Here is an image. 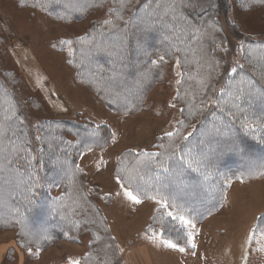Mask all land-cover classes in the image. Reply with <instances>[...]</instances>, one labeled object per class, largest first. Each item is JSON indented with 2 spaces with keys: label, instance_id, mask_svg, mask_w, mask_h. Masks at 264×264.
<instances>
[{
  "label": "trees",
  "instance_id": "obj_1",
  "mask_svg": "<svg viewBox=\"0 0 264 264\" xmlns=\"http://www.w3.org/2000/svg\"><path fill=\"white\" fill-rule=\"evenodd\" d=\"M20 1L65 21L80 20L112 4L109 20L95 22L67 48L81 81L112 112L138 111L161 81L167 61L176 58L181 74L177 99L184 117L180 131L169 136L178 139L159 142L152 152L122 156L116 174L139 198L164 199L166 206L158 207L147 228H158L165 238L192 250L180 216L202 221L224 205L232 180L264 177V102L263 106L243 104L249 98H264V40L248 38L242 46L244 63L233 67L224 56L225 48L219 52L210 38L209 12L195 16L191 0H179L180 5L172 0ZM165 10L169 14L163 17ZM171 14L179 16L172 21ZM146 17L152 23L135 24ZM184 27L188 33L178 34ZM112 37L119 42L111 43ZM197 37L200 42L194 41ZM135 49L140 51L137 58ZM3 77L0 74V98L6 102H0V126L12 121L15 127L0 137V143L7 144L0 156L4 183L0 200L5 205L0 228L17 229L18 242L30 241L43 248L73 238L79 231L88 232L91 240L78 264H124L99 201L93 198L96 194L86 188L75 164L82 150L107 144L108 130L77 119H44L30 125L9 80ZM225 128L229 135L219 133ZM211 146L214 151L206 157ZM58 159L64 162L63 171L51 168ZM179 178L183 183L176 187L173 181ZM55 187L61 193L53 196L49 190ZM260 219L263 227L264 215Z\"/></svg>",
  "mask_w": 264,
  "mask_h": 264
},
{
  "label": "rangeland",
  "instance_id": "obj_2",
  "mask_svg": "<svg viewBox=\"0 0 264 264\" xmlns=\"http://www.w3.org/2000/svg\"><path fill=\"white\" fill-rule=\"evenodd\" d=\"M172 3L180 5L179 0ZM111 7L109 2L85 18L65 21L33 4L0 0V74L10 81L8 86L16 93L26 121L35 125L44 119H77L108 130L107 144L90 148L91 151L82 150L75 164L85 177L86 188L96 194L93 198L99 201L124 264H130L132 250L144 246L152 252L153 264H264V226L260 219L264 215V177L232 180L224 205L202 221L190 222L186 215L180 216L184 218L179 220L187 228L191 246L195 245L192 250L165 238L158 228H147L158 207L166 206L164 199L155 196L141 199L121 178L117 180L120 176L116 168L122 156L132 158V155L156 150L159 142H176L178 138L171 139L168 133L180 131L184 111L177 99L181 74L176 58L167 61L161 81L154 84L142 107L132 113L110 111L91 86L81 81L76 67L69 62V43L84 35L95 22L109 20ZM164 12L163 17L169 14ZM208 12L212 18L208 25L210 38L219 52L225 48L224 56L231 60V66L244 63L242 46L248 38L264 40V4L196 0L193 14ZM178 16L171 14L172 21ZM149 23H152L149 17L135 22L140 26ZM177 32L186 35L188 29L184 27ZM194 41L200 42L199 37ZM110 42L119 40L112 37ZM133 53L137 58L140 51L135 49ZM113 84L115 87V80ZM1 101L6 102L3 97ZM250 102L263 106L264 98H249L243 104ZM10 122L0 126V137L5 131L12 132L15 126ZM222 131L219 133L224 136L229 133L226 128ZM67 138L74 141L71 135ZM6 147V143H0V156ZM212 151L211 146L206 157ZM51 166L56 171L65 168L59 159ZM176 180L173 185L180 187L181 178ZM2 184L0 181V188H4ZM126 190L140 202L125 196ZM49 191L53 196L61 193L58 187ZM3 201L0 200V211L5 207ZM80 232L74 235L76 240L74 237L61 239L43 248L30 241H23L24 245L18 242L17 229L0 228V264H71L73 260L79 263L91 240L88 232ZM164 241H172L177 247H168Z\"/></svg>",
  "mask_w": 264,
  "mask_h": 264
},
{
  "label": "crops",
  "instance_id": "obj_3",
  "mask_svg": "<svg viewBox=\"0 0 264 264\" xmlns=\"http://www.w3.org/2000/svg\"><path fill=\"white\" fill-rule=\"evenodd\" d=\"M152 252H149V249L144 247H139L132 250L129 259L130 264H153L150 259Z\"/></svg>",
  "mask_w": 264,
  "mask_h": 264
},
{
  "label": "snow or ice",
  "instance_id": "obj_4",
  "mask_svg": "<svg viewBox=\"0 0 264 264\" xmlns=\"http://www.w3.org/2000/svg\"><path fill=\"white\" fill-rule=\"evenodd\" d=\"M253 2H261V3H264V0H253ZM190 6H193V7L196 6V0H191ZM161 59H163V58L161 57ZM239 98L240 97L237 96V99H239ZM168 135H171V133H168ZM89 151H91V149H89ZM161 166H163V165H161ZM119 179H120V177H117V180H119ZM124 195L127 196L130 200H132L135 203H139L140 202L139 199L137 198V196L133 195L131 191H127L126 190L125 193H124ZM168 215L171 216L172 213L169 212ZM180 219L183 220L184 218L183 217H180ZM164 244L166 246H168V247H171V248H176L177 247V245L175 243H173L172 241H164ZM192 246L194 247L195 245H192ZM179 250L181 252L184 251L183 248H180ZM71 264H78V262L73 260V261H71Z\"/></svg>",
  "mask_w": 264,
  "mask_h": 264
}]
</instances>
